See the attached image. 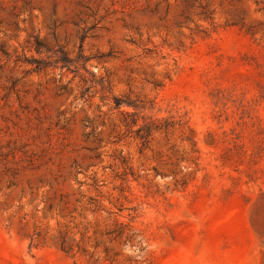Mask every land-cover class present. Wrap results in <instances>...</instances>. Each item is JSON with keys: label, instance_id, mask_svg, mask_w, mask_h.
Wrapping results in <instances>:
<instances>
[{"label": "rangeland", "instance_id": "obj_1", "mask_svg": "<svg viewBox=\"0 0 264 264\" xmlns=\"http://www.w3.org/2000/svg\"><path fill=\"white\" fill-rule=\"evenodd\" d=\"M0 264H264V0H0Z\"/></svg>", "mask_w": 264, "mask_h": 264}]
</instances>
